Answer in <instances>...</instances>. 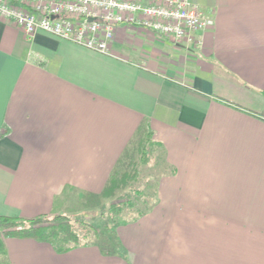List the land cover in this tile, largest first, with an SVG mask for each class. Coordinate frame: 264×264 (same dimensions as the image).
<instances>
[{
  "label": "crops",
  "instance_id": "0c3cea01",
  "mask_svg": "<svg viewBox=\"0 0 264 264\" xmlns=\"http://www.w3.org/2000/svg\"><path fill=\"white\" fill-rule=\"evenodd\" d=\"M190 1L214 20L198 47L123 24L102 55L0 21V216L99 208L140 128L172 168L114 254L7 238L10 264H264V0Z\"/></svg>",
  "mask_w": 264,
  "mask_h": 264
},
{
  "label": "built area",
  "instance_id": "2783aa9c",
  "mask_svg": "<svg viewBox=\"0 0 264 264\" xmlns=\"http://www.w3.org/2000/svg\"><path fill=\"white\" fill-rule=\"evenodd\" d=\"M0 21L27 38L42 32L102 55L123 24L186 47H198L195 34L214 26L190 0H0Z\"/></svg>",
  "mask_w": 264,
  "mask_h": 264
},
{
  "label": "trees",
  "instance_id": "16d2710c",
  "mask_svg": "<svg viewBox=\"0 0 264 264\" xmlns=\"http://www.w3.org/2000/svg\"><path fill=\"white\" fill-rule=\"evenodd\" d=\"M151 163L157 170L143 179L141 168ZM168 174H172V168L166 163L162 146L153 140V134L146 132L145 128L138 129L99 195L108 202L106 210L100 213L101 219L104 218L105 234L96 226L67 214L44 215L32 219L0 216V264H10L5 246L7 238H25L47 243L57 253L95 244L105 254H114L116 228L135 221L152 209L155 188L159 180ZM143 181L148 191L136 186ZM125 211H132L128 220L124 219Z\"/></svg>",
  "mask_w": 264,
  "mask_h": 264
},
{
  "label": "rangeland",
  "instance_id": "374dc122",
  "mask_svg": "<svg viewBox=\"0 0 264 264\" xmlns=\"http://www.w3.org/2000/svg\"><path fill=\"white\" fill-rule=\"evenodd\" d=\"M141 170H142V177L144 179L145 177H148L149 175H152L153 173H155L157 169H156V166L153 163H151V165H148L146 167H142ZM136 186H138L140 188V190L145 188L148 191V187H145L144 181L142 183L139 182ZM107 206H108V202L102 201L101 206L99 208L98 207H90V208H86L84 210L78 209V210H76L77 212L75 210H72L76 213L73 217L79 218L86 223H89V224L96 226L98 229H100V231L103 234H105L106 232L104 231V228H103L104 218H103V220L101 219L102 217L100 216V213L103 210H106ZM131 212L132 211H130V212L125 211L124 219L128 220L132 216Z\"/></svg>",
  "mask_w": 264,
  "mask_h": 264
},
{
  "label": "snow or ice",
  "instance_id": "6c2138e0",
  "mask_svg": "<svg viewBox=\"0 0 264 264\" xmlns=\"http://www.w3.org/2000/svg\"><path fill=\"white\" fill-rule=\"evenodd\" d=\"M0 87H2V77H0Z\"/></svg>",
  "mask_w": 264,
  "mask_h": 264
}]
</instances>
